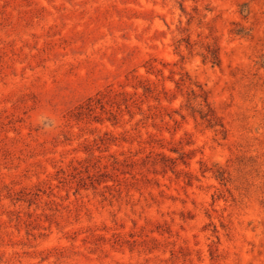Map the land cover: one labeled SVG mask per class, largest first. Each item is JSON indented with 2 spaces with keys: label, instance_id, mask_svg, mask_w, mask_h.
I'll list each match as a JSON object with an SVG mask.
<instances>
[{
  "label": "rangeland",
  "instance_id": "374dc122",
  "mask_svg": "<svg viewBox=\"0 0 264 264\" xmlns=\"http://www.w3.org/2000/svg\"><path fill=\"white\" fill-rule=\"evenodd\" d=\"M0 264H264V0H0Z\"/></svg>",
  "mask_w": 264,
  "mask_h": 264
},
{
  "label": "trees",
  "instance_id": "16d2710c",
  "mask_svg": "<svg viewBox=\"0 0 264 264\" xmlns=\"http://www.w3.org/2000/svg\"><path fill=\"white\" fill-rule=\"evenodd\" d=\"M210 58L212 59V62H216L218 59H217V56L216 54H214L213 52L211 53V56ZM206 107H207V112L202 114L203 117H208L207 120L209 122H212L213 119L215 118V116L213 115V112L211 110V108L209 107L208 103H206Z\"/></svg>",
  "mask_w": 264,
  "mask_h": 264
},
{
  "label": "clouds",
  "instance_id": "9594fccd",
  "mask_svg": "<svg viewBox=\"0 0 264 264\" xmlns=\"http://www.w3.org/2000/svg\"><path fill=\"white\" fill-rule=\"evenodd\" d=\"M47 127V125H45Z\"/></svg>",
  "mask_w": 264,
  "mask_h": 264
}]
</instances>
